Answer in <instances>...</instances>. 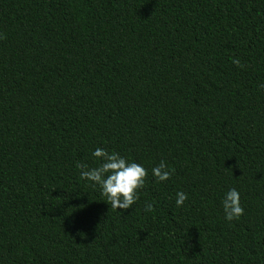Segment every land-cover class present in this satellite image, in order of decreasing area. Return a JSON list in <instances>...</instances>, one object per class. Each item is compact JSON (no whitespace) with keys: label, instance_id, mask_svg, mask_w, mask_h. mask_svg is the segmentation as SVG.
<instances>
[{"label":"trees","instance_id":"16d2710c","mask_svg":"<svg viewBox=\"0 0 264 264\" xmlns=\"http://www.w3.org/2000/svg\"><path fill=\"white\" fill-rule=\"evenodd\" d=\"M0 264H264V0H0Z\"/></svg>","mask_w":264,"mask_h":264}]
</instances>
